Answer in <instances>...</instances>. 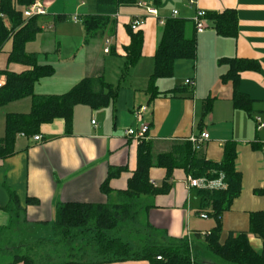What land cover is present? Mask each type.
<instances>
[{
    "label": "crops",
    "instance_id": "obj_1",
    "mask_svg": "<svg viewBox=\"0 0 264 264\" xmlns=\"http://www.w3.org/2000/svg\"><path fill=\"white\" fill-rule=\"evenodd\" d=\"M194 1L193 5L188 1L187 5V0H162V7L156 9L157 17H153L143 7V4L150 5V0H140L141 6L121 7L116 14L106 17L104 28L88 37L82 18L96 13L95 0H34L31 6L44 4L47 13L30 17L36 18L41 30L34 40L26 43L25 51L37 55L39 66L49 65L54 69L51 77L35 84L34 94L60 96L84 78L102 77L117 88V95L113 103L100 110L76 106L69 133L63 120H55L42 125L38 135H34L40 136V141H34V136H17L16 153L0 159V227L9 224V216L4 211L9 201L8 189L15 193L24 213L19 230L28 234L31 229L53 226L55 210L61 204L102 205L119 200L116 192L127 189L137 167L139 142L126 137L125 131L147 125L146 141L155 143L154 156L168 152L173 142L187 141L202 132L208 134V140L198 152L208 161L219 163L224 145H235V167L241 175V191L222 214L220 242H225L229 234L248 233L250 215L264 211V196L255 193L264 187V127H258L259 123L264 124V0ZM227 9L236 12L235 38L218 35L207 20L204 31H196L193 19L197 10L219 13ZM173 11L177 12L176 17L172 16ZM62 15L65 20L54 24L55 18ZM170 17L190 21L186 35L196 41V57L176 61L173 78L156 82L158 91L178 88V94L151 99L146 90L161 35L158 21ZM134 20L143 21L138 29L143 34L142 56L126 71L124 49L130 43L126 27ZM107 47L109 51L105 53ZM11 50L10 40L0 52V72L27 71L26 66L8 64ZM220 59L258 63L257 71L240 74L237 87L253 101L250 116L234 107L235 88L220 78L229 67L219 64ZM186 80H192L194 86L186 85ZM5 81V76L0 74V82L4 85ZM206 101L210 109L203 119ZM140 106L148 108L141 120L135 115ZM31 107V97L0 107V139L5 135L6 115L28 114ZM159 144H167V149L159 150ZM117 168L125 170L109 180L108 186L114 194L108 198L101 192V186L110 169ZM189 177L182 169H175L168 193L142 198L140 221L154 229L153 236L159 242L186 237L193 247L203 250L199 242L214 228L215 222L198 214L197 189L189 188ZM165 178V169L149 170L154 187H160ZM36 239L44 238L30 240ZM249 243L253 250L261 251L260 239L249 235ZM207 254L205 251L203 257L209 262L202 264L210 263L211 257ZM110 264L149 263L139 260Z\"/></svg>",
    "mask_w": 264,
    "mask_h": 264
},
{
    "label": "trees",
    "instance_id": "obj_2",
    "mask_svg": "<svg viewBox=\"0 0 264 264\" xmlns=\"http://www.w3.org/2000/svg\"><path fill=\"white\" fill-rule=\"evenodd\" d=\"M140 0H95L96 13L82 18L86 36L98 34L107 24L106 17L117 13L121 7H133ZM34 0H0V52L8 41L12 50L8 64H18L29 69L20 74L3 71L5 83L0 87V107L27 97L32 99L28 114H7L5 135L0 139V159L13 156L15 141L19 134L38 135L44 124L63 120L69 133L73 111L78 105L92 110H100L114 102L117 88L106 83L102 77L82 79L69 92L60 96H38L34 94L35 84L51 77L54 69L39 66L37 55L27 54L26 43L34 40L40 32L36 18H26L23 12ZM150 5L159 9L162 0H150ZM205 19L212 29L222 37L237 36V16L232 9L223 12H206ZM65 17L58 16L54 24H60ZM189 20L167 18L160 28V38L153 56V72L149 78L146 92L151 99L158 96H171L179 93L178 88L160 92L156 87L159 79H172L174 64L179 60H194L196 41L186 35ZM130 38L125 51V69L133 68L142 56L143 34L141 30L126 27ZM219 64L228 65V71L221 81L231 82L235 88L234 107L250 116L253 101L237 90L240 74L257 71L255 61L245 59H220ZM206 101L203 119L209 114ZM236 148L227 143L219 163L206 160L187 141H175L170 150L156 156L152 146L141 141L137 148V167L128 180L127 189L116 192L119 200L107 204L65 203L59 205L54 214L52 239H36L15 243L13 233L19 231L23 210L15 193L8 189L9 201L4 211L9 216V224L0 227V264H110L126 261H147L149 264H202L193 253L192 242L186 237L159 242L154 229L140 221L141 199L166 194L170 191V180L175 169H182L192 178L210 180L222 178L223 189H197L199 198L198 214L206 215L215 222L214 228L204 235L203 248L213 256L212 264H264V211L250 215L248 233L229 234L221 243V217L241 191V175L236 170ZM162 168L166 171L165 181L160 187L150 183L149 170ZM124 168L110 169L101 192L108 198L114 194L109 188L111 178L119 176ZM264 196V187L255 191ZM31 202V201H30ZM33 203V201H32ZM199 236V234H197ZM249 235L262 242L260 252L253 250ZM199 238V237H197ZM195 238L196 240H199ZM90 255H93L91 257ZM161 259L158 260L157 258ZM212 260V259H211Z\"/></svg>",
    "mask_w": 264,
    "mask_h": 264
},
{
    "label": "built area",
    "instance_id": "obj_3",
    "mask_svg": "<svg viewBox=\"0 0 264 264\" xmlns=\"http://www.w3.org/2000/svg\"><path fill=\"white\" fill-rule=\"evenodd\" d=\"M194 3H195L194 0H189V4L190 5H193ZM138 5L141 6L142 4L138 3ZM143 7H144L145 11L147 12V14H149L150 16H153V17H157L156 8H154L152 5L143 4ZM46 13H47V9L44 6V4H37V5H33V6L29 7V8H27L23 12V15L26 18H30V17L36 16V15H43V14H46ZM172 16L176 17L177 16V12L173 11L172 12ZM205 16H206V12L205 11L197 10L196 16L193 19V23H194L195 29H196V31L198 33L203 32L204 29L206 28ZM164 22H165L164 20L160 19L158 21L159 26L162 27L164 25ZM142 25H143V21L142 20H134L131 23V29L132 30H137ZM106 45L109 47V42L108 41L106 42ZM108 47L104 50L105 53H108V51H109ZM185 84L190 86V87L194 86V82L192 80H186ZM2 85H3V83L0 82V87ZM147 109H148L147 106L138 107L135 110L136 117L139 120H141L143 114L147 111ZM257 122L259 123V120H257ZM92 124H94V121H92ZM258 127L259 128H263L264 124L259 123ZM147 133H148L147 125H140L138 130L127 129L125 131L126 137L132 138V139H134V140H136L138 142L146 141ZM40 139H41L40 136H34L33 137L34 141H40ZM188 140L192 144L193 148L196 151H199L203 147L205 141L208 140V134L205 133V132H202L199 136L191 137ZM188 185H189V188L207 189V190H217V189H223L225 187V185L222 182V178L210 180V179H207V178H204V177H201V178L189 177L188 178ZM202 218H207V216L206 215H202ZM157 259L160 260L161 258L158 257Z\"/></svg>",
    "mask_w": 264,
    "mask_h": 264
},
{
    "label": "rangeland",
    "instance_id": "obj_4",
    "mask_svg": "<svg viewBox=\"0 0 264 264\" xmlns=\"http://www.w3.org/2000/svg\"><path fill=\"white\" fill-rule=\"evenodd\" d=\"M188 1L189 0H187V5H188ZM146 142L149 143L151 146H153L155 144L154 142H150V141H146ZM167 146H168L167 144H162V145L159 144L158 149L164 150V149H167ZM51 228H52V226H50L49 228L38 227L36 229H31V232H29V234L26 232L24 233V231H22V230H19V231H16L13 233V239H14L15 243H18L19 241H24V242L31 241L30 239L32 237L52 239ZM199 243H203V240H201ZM204 252H205L204 249L202 250V248L199 246L193 247V253H194L195 259L199 260L202 263H204V262L207 263L209 261L206 260L208 258L203 257ZM207 255H210V254H207ZM210 257L212 260H210L209 264H212L214 261V258L211 255H210ZM41 264H46V263L42 262Z\"/></svg>",
    "mask_w": 264,
    "mask_h": 264
}]
</instances>
